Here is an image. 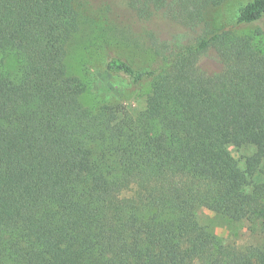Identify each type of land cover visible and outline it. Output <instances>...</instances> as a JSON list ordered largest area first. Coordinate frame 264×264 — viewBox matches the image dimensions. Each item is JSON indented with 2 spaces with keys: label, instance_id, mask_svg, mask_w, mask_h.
<instances>
[{
  "label": "trees",
  "instance_id": "1",
  "mask_svg": "<svg viewBox=\"0 0 264 264\" xmlns=\"http://www.w3.org/2000/svg\"><path fill=\"white\" fill-rule=\"evenodd\" d=\"M224 1L129 0L185 28L151 35L152 66L107 61L151 85L132 114L81 100L66 63L77 0H0V264H264V246L225 244L196 216L257 217L264 233V0L214 28L205 11ZM210 49L222 70L199 66ZM230 145L256 148L245 168Z\"/></svg>",
  "mask_w": 264,
  "mask_h": 264
},
{
  "label": "rangeland",
  "instance_id": "2",
  "mask_svg": "<svg viewBox=\"0 0 264 264\" xmlns=\"http://www.w3.org/2000/svg\"><path fill=\"white\" fill-rule=\"evenodd\" d=\"M247 1L225 0L218 6L209 7L205 11V20L214 28L231 26ZM128 3L129 0H77L80 27L68 44L66 63L69 73L84 82L86 90L81 100L91 110H96L102 104H123L132 114L143 110L151 89L150 83L131 84L124 75L109 72L107 61L118 56L138 68L152 66L159 60L151 43V35L158 34L166 38L185 29L162 16L151 22L141 21ZM243 30L252 31L253 27ZM4 64L8 70L16 71V55L8 54ZM199 66L208 72L224 68L214 49L201 56ZM233 120L231 115L226 118L230 128ZM229 148L242 168H245L246 157L256 149L252 145H230ZM196 216L203 226L225 244L235 245L240 250L264 246L260 218L235 221L204 206L196 209ZM195 264L200 262L196 261Z\"/></svg>",
  "mask_w": 264,
  "mask_h": 264
}]
</instances>
